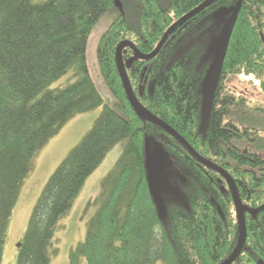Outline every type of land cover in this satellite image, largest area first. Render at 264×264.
<instances>
[{
	"label": "trees",
	"instance_id": "1",
	"mask_svg": "<svg viewBox=\"0 0 264 264\" xmlns=\"http://www.w3.org/2000/svg\"><path fill=\"white\" fill-rule=\"evenodd\" d=\"M120 1L123 12L114 0H0V264L35 157L69 121L99 107L103 112L92 131L45 186L16 264L52 263L59 254L60 220L119 145L120 158L90 204L98 211L85 241L71 251L70 264H221L237 246L239 221L227 182L171 134L138 116L117 62L122 42L151 54L178 20L207 0ZM238 1L216 0L179 25L154 59L134 60L127 74L139 102L202 157L225 169L243 204L256 210L264 205V104L237 95L228 84L233 76L251 75L264 92V0L242 2L208 122L202 120V98L216 49L207 68L193 60L194 50L172 60L181 37L201 34L203 21ZM108 14L115 17L97 49L100 74L114 99L105 103L88 68L87 45ZM221 18L222 30L228 18ZM126 51L125 63L134 55ZM70 74L73 82L52 88ZM153 136L165 137L162 145L193 182L186 207L170 208L165 220L146 166V139L151 146ZM245 216L247 240L232 264H259L264 262V210Z\"/></svg>",
	"mask_w": 264,
	"mask_h": 264
},
{
	"label": "rangeland",
	"instance_id": "2",
	"mask_svg": "<svg viewBox=\"0 0 264 264\" xmlns=\"http://www.w3.org/2000/svg\"><path fill=\"white\" fill-rule=\"evenodd\" d=\"M219 15L220 13H214L206 19L205 30L201 34L181 37L172 60L194 50L192 51L194 52L193 60L200 67L207 68L216 49L221 30L222 18ZM114 17L115 14H108L102 18L89 37L87 45L88 68L105 103H110L114 99L100 74L97 49L102 35L109 28ZM73 81L74 78L70 74L54 83L52 88H63ZM228 86L237 95L253 103L264 104V92L253 76H233ZM102 112L103 107H99L73 118L35 157L33 168L22 184L19 199L10 219L2 264H16L19 245L24 241L33 211L45 186L71 151L79 146L92 131ZM163 139H165L164 136H153L151 139L149 167L151 186L158 195L159 210L165 220L170 208L186 207V190L193 182L177 159L162 145ZM120 155L121 145L111 150L101 166L89 177L71 213L60 220V229L56 235L59 254L51 264H70L71 251L85 241L88 225L98 211V207L90 204L99 196L101 182L115 167ZM83 264H86V261Z\"/></svg>",
	"mask_w": 264,
	"mask_h": 264
},
{
	"label": "water",
	"instance_id": "3",
	"mask_svg": "<svg viewBox=\"0 0 264 264\" xmlns=\"http://www.w3.org/2000/svg\"><path fill=\"white\" fill-rule=\"evenodd\" d=\"M216 0H207L205 3H203L201 6L193 10L191 13L187 14L183 18H181L178 22H176L165 34L157 48L151 53V54H143L137 49V47L131 42V41H124L122 42L118 49H117V62L119 67V72L121 79L124 84V88L126 90V93L128 95L129 101L132 105V107L135 109L136 113L140 118L147 119L149 122L159 126L160 128L164 129L166 132L171 134L176 140H178L197 161L202 164L203 166L210 168L216 172H218L227 182L228 187L232 193V197L235 203L236 212L238 216L239 221V230H240V239L239 242L232 254V256L226 260L223 264H232L234 261L239 257L241 254L245 242H246V234H247V227H246V213L249 212L253 216H257V214L260 211L264 210V205L260 207L259 209L253 210L245 206L240 198L237 184L235 180L232 178V176L222 167L215 164L214 162L202 157L198 152H196L191 145L178 133L176 132L172 127H170L167 123L156 117L153 113H151L147 108H145L137 99L128 74H127V68H130L134 60L140 59L145 61H150L154 59L160 50L162 49L164 43L167 41L170 35L174 33V31L178 28L179 25H182L186 21H188L190 18L195 16L200 11L206 9L209 7L212 3H214ZM242 2L243 0H239L237 5L235 7H231L228 9H221L220 15L228 17L226 22L224 23L220 36L217 40L216 45V52L213 57V61L211 63V66L209 68V71L205 78L204 83V89H203V98H202V120L203 122H208L210 120L213 106H214V100L216 91L220 82V78L222 75L224 63L226 60V56L228 53L229 45L231 42V38L235 29V26L237 24V20L242 8ZM115 6L123 12V4L120 0H114ZM127 48H130L135 52V57L128 61L126 64L123 60V51ZM149 156H150V143L149 139H146V166L148 168V173L150 175V167H149ZM153 198L156 203H158V195L154 192L153 189H151ZM259 264H264V262L260 261Z\"/></svg>",
	"mask_w": 264,
	"mask_h": 264
},
{
	"label": "flooded vegetation",
	"instance_id": "4",
	"mask_svg": "<svg viewBox=\"0 0 264 264\" xmlns=\"http://www.w3.org/2000/svg\"><path fill=\"white\" fill-rule=\"evenodd\" d=\"M205 22H206V20L205 21H203L202 23L203 24H205ZM203 24L201 25V27L200 28H203ZM181 31H182V29H181ZM181 31H179V34L181 33ZM179 42V41H178ZM130 50V49H129ZM128 51H126L125 53H127ZM128 54V53H127ZM135 57V53H134V55L133 56H131V58H129V60L128 61H130L131 59H133ZM181 57V56H180Z\"/></svg>",
	"mask_w": 264,
	"mask_h": 264
},
{
	"label": "bare ground",
	"instance_id": "5",
	"mask_svg": "<svg viewBox=\"0 0 264 264\" xmlns=\"http://www.w3.org/2000/svg\"><path fill=\"white\" fill-rule=\"evenodd\" d=\"M169 126H170V125H169ZM170 127H171V126H170ZM172 128H173V127H172ZM173 129H174V128H173ZM174 130H175V129H174ZM175 131H176V130H175ZM176 132H177V131H176ZM189 145H190V144H189ZM246 227H247V226H246ZM247 235H248V233L246 234V236H247ZM239 239H240V230H239L238 242H239ZM246 240H247V237H246ZM238 242H237V244H238ZM245 243H246V242H245ZM233 252H234V251H233ZM241 253H242V252H241ZM232 254H233V253H232ZM232 254H231V256H232ZM231 256H230V257H231ZM239 256H240V255H239ZM230 257H229V258H230ZM229 258H228V259H229ZM228 259H227V260H228ZM225 261H226V260H225ZM225 261H224V262H225ZM224 262H223V263H224ZM223 263H221V264H223Z\"/></svg>",
	"mask_w": 264,
	"mask_h": 264
}]
</instances>
